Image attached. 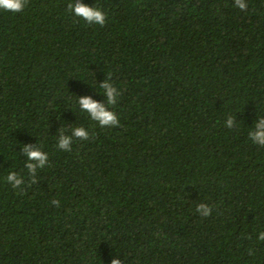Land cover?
<instances>
[{
	"label": "trees",
	"instance_id": "16d2710c",
	"mask_svg": "<svg viewBox=\"0 0 264 264\" xmlns=\"http://www.w3.org/2000/svg\"><path fill=\"white\" fill-rule=\"evenodd\" d=\"M246 2L84 0L104 26L69 0L0 10V264H264V0ZM109 74L105 128L78 99L106 102ZM77 126L90 138L59 149ZM25 143L49 157L35 184Z\"/></svg>",
	"mask_w": 264,
	"mask_h": 264
},
{
	"label": "clouds",
	"instance_id": "9594fccd",
	"mask_svg": "<svg viewBox=\"0 0 264 264\" xmlns=\"http://www.w3.org/2000/svg\"><path fill=\"white\" fill-rule=\"evenodd\" d=\"M29 0H0V10L4 12L20 13L22 12ZM234 5L241 11L248 10L246 0H234ZM67 10L74 16L86 21L89 25L97 24L104 26L106 23V13L97 6L84 3V0H69ZM99 88L102 89V94L106 97V102L94 99L91 95L79 96L78 104L82 112H86L89 117L96 121L101 127L110 128L118 127L120 119L112 108L117 104L118 97L121 95L119 89L114 86L111 80V75L103 82L99 83ZM225 126L228 128L235 127V120L229 116L225 121ZM90 138L89 131L83 126H77L71 129V133L67 134L63 127L59 130L57 138V147L64 151H70L73 140H88ZM250 140L261 147H264V117H259L252 130L249 132ZM23 154L26 156V164L28 172L31 174V183H37L36 173L38 169L44 168L48 164V153L43 150L42 145L25 143L22 148ZM7 181L16 188H19L25 183L24 178L16 172H11L7 175ZM51 204L60 207V201L54 199ZM196 211L202 216H209L212 212V207L206 203H200L196 207ZM258 239L264 241V231L260 232ZM111 264H124L119 258H113Z\"/></svg>",
	"mask_w": 264,
	"mask_h": 264
}]
</instances>
